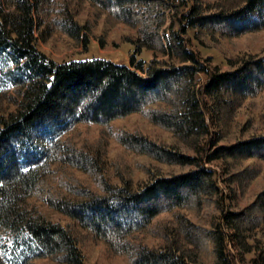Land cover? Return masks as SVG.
<instances>
[{"label": "trees", "instance_id": "16d2710c", "mask_svg": "<svg viewBox=\"0 0 264 264\" xmlns=\"http://www.w3.org/2000/svg\"><path fill=\"white\" fill-rule=\"evenodd\" d=\"M84 1L137 28L131 38L137 52L158 50L166 60L146 63L132 56L130 64L108 58L58 63L40 50L36 33L59 28L78 42L88 28L76 15L80 2L0 0V72H6L7 95L0 97V226L15 237L9 262L37 264L49 259L57 264H88L75 232L80 226L107 241L131 264H198L203 257H212V264H234L228 253L230 239L235 247L256 252L255 264H264V236L256 232L260 228L264 233V189L247 209L225 213L215 228L204 227L192 215H200L221 196L215 171L204 165L157 175L140 190L112 187L96 177L97 191L65 175L68 166L60 171L59 183L47 179L55 163L98 169L100 155L72 141L81 125L102 126L128 150L167 164L199 163L198 157L179 151L177 144L155 141L141 131L113 133L112 122L140 113L199 150L201 139L210 132L209 111L216 113L222 140L240 102L264 89V57L244 59L230 71H213L200 89L198 72L206 67L176 26L181 24L185 32L194 29L196 38L260 30L264 0H238V8L233 3L211 14L204 13L201 0H195L189 12L181 13L183 19L176 13L171 20L169 0ZM174 7L180 9L178 4ZM88 40L85 36L86 46ZM107 135L102 133L100 151ZM208 157L236 163L264 160V135L217 147ZM235 174L249 182L258 169L246 167ZM31 196L67 215L71 223L54 221L42 206L29 201ZM164 213H172L173 221L154 225ZM146 231L161 235L165 243L151 246L142 236Z\"/></svg>", "mask_w": 264, "mask_h": 264}, {"label": "rangeland", "instance_id": "374dc122", "mask_svg": "<svg viewBox=\"0 0 264 264\" xmlns=\"http://www.w3.org/2000/svg\"><path fill=\"white\" fill-rule=\"evenodd\" d=\"M78 1L80 3L76 8V15L83 25L86 24L85 26H88V28H82L83 31L78 42L69 34L63 33L59 28H54L47 32L39 29L36 33L40 50L45 52L51 59L58 63H63L71 60L108 58L123 64H130L132 56L136 60H143L146 63L166 60V56H163L158 50L140 48L139 52H137L135 42L131 39L135 37L137 28L134 29L124 22L115 20L110 14L90 5L84 0H74L76 3ZM169 1L172 6L167 12L168 20L175 18L176 13L179 14L180 19H183L181 13L189 12L190 4L192 1L193 3L195 2V0H188V2L181 4V0ZM201 1L204 4V13L206 14L221 12L227 7L230 8L229 5H234L236 6L235 8L240 5L238 0ZM175 4L179 5V10H176ZM168 25L169 22L167 23ZM176 29L186 39L190 40L187 41L188 47L198 52L199 61L202 66L206 67L207 71L198 72L197 85L200 89L209 79L211 72L230 71L235 68V64L238 65L244 59L264 57V27L235 37H225L222 34H203L197 38L195 37L194 29L188 28L185 32L181 30V24L176 26ZM85 36L89 39L88 46L84 42ZM5 73V71L0 72V97H7V95H4L5 85H3ZM13 97L16 98V96ZM206 115L210 125V132L201 139L203 142L200 141L199 150L194 146V143L186 144L182 142L173 132L155 126L140 113L130 114L112 122L113 133L119 131V129L131 132L141 131L155 141L172 146L177 144L179 151L196 158L198 157L199 163L188 166L167 164L148 155L128 150L102 126L81 125L77 131L78 136L72 138V141L78 148L85 147L86 150H90L93 154L98 153L100 155L98 169L88 171L73 165L55 163L52 165L51 172L47 174V179L53 184L59 183L62 176L61 170L65 168L63 166H68L69 168L66 169L65 175L81 181L97 191L100 187L99 180L96 177L104 179L103 181L108 182L112 187L129 185L134 190H140L153 182L157 175L178 174L204 165L215 171L214 178L219 186L221 196L218 195L219 198L217 196L218 202L216 204L209 207L205 206L201 210L200 215L194 213L195 215L193 214L192 218L196 223L204 227L215 228L217 223L223 220L225 213L247 209L255 201L257 194L264 189V160L247 159L236 163L230 160L225 162L221 160L209 161L208 157L217 147L235 144L257 135H264V89L260 90L254 97H249L240 102L232 124L224 129L222 140H218L216 113L213 114L206 111ZM104 131H107L108 137L103 142L104 150L100 151L97 145L101 143ZM61 155L64 157L63 153ZM246 167L258 169L257 176L249 182L240 181L236 176L237 174H235ZM29 201L42 206L47 213L52 215L54 221L64 225L71 223V219L67 215L54 212L36 198L31 196ZM172 216V213H164L155 218L153 223L155 225L165 221H173ZM152 228L154 227L152 226ZM75 232L79 239V246L88 264H131L127 256L119 254L107 241L99 236L80 226H76ZM256 232L259 236H264L260 228ZM142 236L147 237L146 241L151 246L161 247L165 243L164 237L157 235L156 232L150 233L146 231ZM14 241L15 237L0 226V264H11L9 261L12 259ZM228 253L234 259V264H255L254 259L257 258L256 252H246L241 248L235 247L231 239L228 244ZM202 261L203 263L198 264H212L213 258L203 257ZM37 264L57 263L44 259L38 261Z\"/></svg>", "mask_w": 264, "mask_h": 264}]
</instances>
